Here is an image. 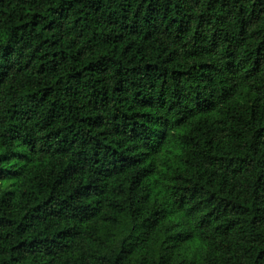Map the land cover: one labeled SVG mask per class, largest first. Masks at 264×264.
<instances>
[{
  "label": "trees",
  "instance_id": "1",
  "mask_svg": "<svg viewBox=\"0 0 264 264\" xmlns=\"http://www.w3.org/2000/svg\"><path fill=\"white\" fill-rule=\"evenodd\" d=\"M0 264H264V0H0Z\"/></svg>",
  "mask_w": 264,
  "mask_h": 264
}]
</instances>
